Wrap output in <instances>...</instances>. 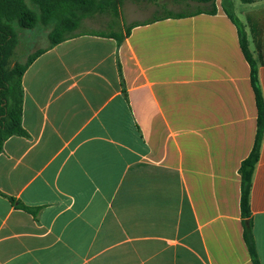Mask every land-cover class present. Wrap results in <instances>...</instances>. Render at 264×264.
I'll use <instances>...</instances> for the list:
<instances>
[{
    "label": "crops",
    "instance_id": "0c3cea01",
    "mask_svg": "<svg viewBox=\"0 0 264 264\" xmlns=\"http://www.w3.org/2000/svg\"><path fill=\"white\" fill-rule=\"evenodd\" d=\"M152 1L113 0L54 46L52 23L17 29L27 60L41 54L22 78L26 135L0 154V264H254L240 169L259 109L242 40L264 101V0L232 1L240 29L217 3L159 16ZM250 208L264 264V135Z\"/></svg>",
    "mask_w": 264,
    "mask_h": 264
},
{
    "label": "trees",
    "instance_id": "16d2710c",
    "mask_svg": "<svg viewBox=\"0 0 264 264\" xmlns=\"http://www.w3.org/2000/svg\"><path fill=\"white\" fill-rule=\"evenodd\" d=\"M216 1L201 0V2L211 5V13L217 11ZM242 1L250 4L256 0ZM28 2L39 8L38 15ZM110 2L113 0H0V154L3 152L5 142L11 137L26 135L22 125V78L29 65L41 54L39 51L24 64L12 61L19 42L15 24L20 29L31 30L40 22L43 25H49L56 21L57 25L49 35L51 45L54 46L71 36V28L77 26L83 17L109 8ZM232 7L233 5L228 9L226 5H223L227 15L240 29L241 25L231 11ZM242 48L252 66V83L257 96L259 118L255 146L240 169L242 177L241 209L245 225V240L254 264H260L252 232L250 193L255 167L260 159L264 135V101L259 87L257 66L251 57L245 39L242 40Z\"/></svg>",
    "mask_w": 264,
    "mask_h": 264
},
{
    "label": "rangeland",
    "instance_id": "374dc122",
    "mask_svg": "<svg viewBox=\"0 0 264 264\" xmlns=\"http://www.w3.org/2000/svg\"><path fill=\"white\" fill-rule=\"evenodd\" d=\"M232 1L233 0H217L216 3L218 6L226 5V7L229 9V7L231 8V5H233ZM154 3L158 7L157 8L158 9L157 15H159V16H184V15H189V14H193V13H201V12H207V11L209 12L212 10L211 5L201 2V0H153L152 4H154ZM28 4L33 10H35V12L38 15L40 12L39 8L32 5L30 2H28ZM233 10L234 9L232 7L231 11H233ZM233 14H234V12H233ZM87 16L88 15L83 17L79 21V23H77L78 24L77 26H75L73 29L71 28L70 34L73 35L77 31H80V30L83 31L88 27L84 21ZM236 16H237V13H236ZM116 23H117V20H116ZM39 24H42V23L40 22ZM52 24L54 25V28H55L57 25V22L56 21L52 22ZM15 28H16V30L18 29L17 24H15ZM20 32H21V30H20ZM23 32L28 33L29 31L24 30ZM18 41H19V36H18ZM26 43L27 44H25V45L21 44L19 49H16L15 54L12 58L13 62L18 63V64H24V62L26 63L27 56L29 54H31V52H32L31 48L34 45V40H29ZM18 45H19V42H18ZM38 52L39 51H37L36 53H38ZM33 55H34V53L31 56H33ZM31 56H29V58ZM29 58H28V60H29Z\"/></svg>",
    "mask_w": 264,
    "mask_h": 264
}]
</instances>
